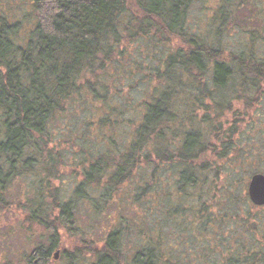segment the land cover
<instances>
[{"label": "trees", "instance_id": "1", "mask_svg": "<svg viewBox=\"0 0 264 264\" xmlns=\"http://www.w3.org/2000/svg\"><path fill=\"white\" fill-rule=\"evenodd\" d=\"M28 1L38 19L24 39L22 21L0 0V214L14 201L28 221L53 229L27 264H50L61 243L56 220L73 225L78 200H89L99 219L113 193L136 176L133 206L142 215H122L100 245L89 237L76 252L64 250L67 264L90 256L89 264H264L263 225L236 227L241 213L251 217L239 206L240 193L248 199L247 184L259 171L249 178L235 164L231 174L242 132L236 137L229 125L230 114L248 115L264 99V49L252 41L231 50L208 30H192L195 0ZM219 10L214 18L223 29L226 9ZM152 41L162 51L158 63L129 61L146 86L139 101L128 99L137 111L129 131L77 142L81 173L74 170L73 195L64 199L55 181L69 152L53 147L61 140L52 123L87 95L110 112L123 106L109 102L108 70L123 61L120 46ZM165 166L174 168L170 188ZM21 180L28 185L18 201L11 190Z\"/></svg>", "mask_w": 264, "mask_h": 264}, {"label": "rangeland", "instance_id": "2", "mask_svg": "<svg viewBox=\"0 0 264 264\" xmlns=\"http://www.w3.org/2000/svg\"><path fill=\"white\" fill-rule=\"evenodd\" d=\"M129 1L132 6L136 3V0ZM3 5H5L4 7L10 15L22 21L21 35L25 39L30 28L34 26L38 19L35 8L28 0H4ZM223 6L226 9V15L223 16L226 21L223 29H218L219 23L214 17L221 14L219 8ZM187 22L192 30L198 32L208 30L213 34L212 38H215L218 42L220 41L222 46L228 49L235 51L247 49L252 41L256 42L257 46L259 44L261 49H264V0H195L190 8ZM217 29L219 33L215 32ZM152 43L153 46L145 42L120 46L121 51L125 53L124 59L121 63H117L120 66L116 68L113 66L108 70L111 73V76L107 78V81L111 84L107 88L109 102L112 106L118 105V103H123V106L120 105L117 110L110 112L107 110L108 106L101 102V98L94 99L87 95L83 99L76 100L69 111L60 115L52 123L51 127L55 132L53 135L61 140V144H55L53 147L56 150L59 148L69 152L68 159H66L67 166H61L60 177L55 181L57 185H60L64 199H68L73 195L72 191L76 183L74 170L77 169L81 173V170L75 167L74 163V160L79 158L78 154L81 149L77 142L86 138L100 140L101 133L115 132L118 135L119 132L129 131L130 125L127 120L134 117L137 111L134 110L132 104L128 106V99L136 97L139 101L141 97L145 96L146 92L144 81L139 79V72L133 67V63H129V61L133 57H139L147 61L155 60L158 63L162 51L153 41ZM125 66L128 69L134 68L135 72H125ZM135 106L137 107V103ZM254 107L248 115L242 114L241 116L239 115L241 113L237 112L235 117L239 118L241 116L239 120L233 118L234 113L230 114L231 120L229 123L237 131L236 137L242 132L239 140L240 144L238 143L235 150L230 153L231 174L236 170V165L239 166L240 164L244 176L249 175V178L252 176L251 171L258 170L264 173V99L258 106ZM137 109L140 110V107H137ZM121 110L122 112H120ZM107 111L110 115L107 120L104 118L105 123L103 124L101 119L106 116ZM226 162L229 163L228 160ZM173 169L168 166L164 167L161 174L165 180L164 187L167 185L169 188L173 186L171 184L175 179ZM136 177L132 182L129 181L121 185L113 193L110 205L106 207V211L100 215L99 219L95 220L92 214V203L87 199H80L75 204L73 212L75 221L73 225L65 224L60 219L56 220L61 243L54 250L50 264H67L62 255L63 251L76 252L79 246L89 243V241H83L84 238L89 239V237H92L94 239L92 241L100 245L104 240L103 238L107 236L112 228L118 225L117 223L122 215H127V213L133 215V212L142 215L141 208H138L137 205L135 208L133 206L135 186L138 180ZM222 180L217 182V187L215 186L212 191L217 198L219 189L224 187ZM25 181L21 180L18 183H13L15 187L11 192L13 194L18 193V201L25 198L22 191L28 185ZM248 186L245 190L247 196ZM240 196H243V198L239 206L245 208V211H250L251 217L249 218L251 220L241 213V219L236 222V227L263 225L262 228H264V206L253 204L249 196L248 199H244L243 193H240ZM217 200L215 202L211 200L210 203L214 202L215 205ZM122 207L127 209L124 210ZM26 216L21 206L14 201L10 209L1 212L0 264H27L28 256L34 248L42 242H48V237L52 234L53 229L48 230L35 222L31 223ZM255 220L256 222H254ZM58 251V258L55 259V254ZM91 257L80 259L77 264H89L88 260H91Z\"/></svg>", "mask_w": 264, "mask_h": 264}, {"label": "water", "instance_id": "3", "mask_svg": "<svg viewBox=\"0 0 264 264\" xmlns=\"http://www.w3.org/2000/svg\"><path fill=\"white\" fill-rule=\"evenodd\" d=\"M248 196L253 204L264 206V173L256 172L248 182ZM59 251L55 254L58 258Z\"/></svg>", "mask_w": 264, "mask_h": 264}]
</instances>
